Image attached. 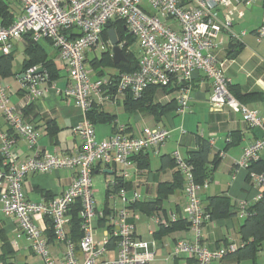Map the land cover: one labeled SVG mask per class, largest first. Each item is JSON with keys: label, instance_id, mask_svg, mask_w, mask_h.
<instances>
[{"label": "built area", "instance_id": "obj_1", "mask_svg": "<svg viewBox=\"0 0 264 264\" xmlns=\"http://www.w3.org/2000/svg\"><path fill=\"white\" fill-rule=\"evenodd\" d=\"M22 13L8 27L0 21V51L8 54L14 41L30 34L37 42L50 40L58 50L59 58L66 63L70 84L65 95L72 98L85 116L76 128L82 145L76 152L51 153L39 147V133L33 123L24 119L23 109L14 105L11 90L0 80V113L10 126L9 132H0V200L6 216L18 221V237L26 236L34 252L46 264H57L44 235L50 220L54 235L66 246V264H152L154 252L150 243L135 236V227L129 221V207L139 202L141 195H127L125 182L140 170L137 157L145 150L161 147L171 135L170 129L146 126L137 135L126 133L122 124L115 125V132L106 139H99L95 125L88 115L95 103H114L119 98H141L150 87L179 88L180 114L190 111L191 82L196 72L204 75L212 85L209 104L213 112L232 110L240 112L246 123L264 132V117L254 108L241 103L231 92L230 79L226 75L227 60L217 53L216 38L228 33L241 41L245 31L236 32V18L244 15L239 5H252L257 0H16ZM114 20L125 23L139 47V68L134 72H118L93 79L87 66V53L106 45L103 31ZM80 30L81 34H75ZM259 42H264V22L257 31ZM124 47V43H121ZM39 69L26 72L27 104L44 96L38 86L44 73L33 75ZM23 138L33 153L25 155L15 148L16 139ZM264 151V135L251 142L239 161L248 168ZM224 157V153L221 154ZM177 169L185 179L186 204L183 212L194 232L192 240L180 239L172 248V255L183 257L191 264H214L238 249L234 241H227L219 248L211 249L202 241L205 223L211 215L204 209L201 186L195 180L193 166L179 151L174 153ZM97 165L111 168L120 166L116 178L109 181V193L119 200L120 206L109 214L111 232L103 240H97L93 221L98 215L94 194L93 175ZM55 169H77L70 186L50 200L33 202L25 197L23 181L29 174L47 173ZM250 178L264 190V173L251 172ZM208 180L205 181L207 184ZM122 184V186H120ZM120 186V187H119ZM262 193L256 198L260 199ZM81 202L83 236L80 242L69 237V212L72 205ZM251 201H239L238 215L249 214ZM117 208V209H116ZM175 213L159 216L156 220L168 226L177 221ZM113 238L116 256L104 259L107 246ZM80 254V255H79Z\"/></svg>", "mask_w": 264, "mask_h": 264}, {"label": "crops", "instance_id": "obj_2", "mask_svg": "<svg viewBox=\"0 0 264 264\" xmlns=\"http://www.w3.org/2000/svg\"><path fill=\"white\" fill-rule=\"evenodd\" d=\"M238 9L243 11L244 15L241 18L237 17L234 30L245 31L246 34L241 41L234 40L228 33L219 34L216 38L217 53L220 59L227 60L226 75L231 85L235 87V93L241 95L246 105L256 109L264 117V99L258 95L264 93V42H259L257 35L258 29L264 22V0H257L252 5L240 4ZM40 43L59 70L58 78L52 83H49L47 78L38 81V86L45 91L44 96L27 104L28 82L26 77L22 76L25 73L23 70L26 58L25 38L13 42L10 51L14 56L13 74L6 76L7 78L0 76V80L10 88L12 103L23 109L24 119L35 126L39 133L38 144L42 150L51 153L76 152L82 145V139L76 128L83 122L85 116L74 100L65 95L64 91L70 84V75L66 63L59 58L58 50L47 40ZM99 49L103 53V47L87 53V65L90 55L93 56L91 63L94 59H100L97 55ZM3 55L5 54L0 51V56ZM114 69L109 73L110 75L118 72L117 68ZM90 71L93 79L104 76V73H99L95 67ZM47 75L44 73V76L47 77ZM8 77H10L9 80H13L10 81L13 83L9 82ZM211 93V82L204 75L196 72L191 82L190 111L180 114L177 107L178 91L167 93L163 88H159L154 103L162 105L174 103L172 110L164 114L159 121L147 107L129 110L128 96L119 98L114 103L94 104L95 113L104 112L109 117L113 116L116 121V123L109 121L94 123L99 139L112 136L116 124L124 125L126 133L131 136L137 135L146 126H161L171 131L170 137L161 147L145 150L137 157L136 161L139 165L141 161H148V166L142 168L140 166V170L124 183L129 197L135 192L141 195L140 201L129 207V221L135 227V236L150 243V249L154 252L152 264H191L183 257L172 255L171 250L180 239L192 240L194 237L192 229L180 227L161 234L160 229L164 225L156 220L159 216H167L169 212H173L178 217L177 221H186L183 212L186 204L185 179L182 184L176 165L172 162L176 151H179L186 159L190 151L199 148L200 140L207 139L212 146L210 159L218 161L215 166L209 164L212 171L207 184L204 182L201 186V202L204 209L208 211L206 208L210 204V197L227 196L231 200L232 213L223 218H213L205 223L202 241L211 249L219 248L227 241H234L240 245V229L245 218L237 214V205L239 201L245 199L254 203L263 191L250 178L249 170L239 165L245 148L254 140L262 138L263 130L251 127L245 122L240 112L230 109L222 112L211 111L209 104ZM95 113L94 116L97 115ZM53 123L55 124L54 136L50 133L52 129L50 125ZM0 132L11 134L10 126L1 113ZM15 139L16 149L21 150L25 155H32L33 152L28 149L23 138L16 136ZM222 153L224 157L221 156ZM259 156L264 162V151ZM165 159H170L171 162L168 161L164 166ZM118 169H120L118 165L111 168L97 165L94 170L93 178L100 173L103 174L102 181L105 185V198L101 206L95 198L98 211L103 213L93 221L97 240H103L111 232L108 216L113 208L120 206L119 200L110 195L108 186L109 181L116 178ZM77 171V169H55L47 173L29 174L23 181L25 197L33 202L50 200L70 186ZM172 185L176 187L168 190L167 187ZM165 194L167 196L164 198L161 209L155 212L144 210L142 206L144 202L155 201L161 196L164 197ZM46 221L48 228L44 235L48 248L57 264H66V246L53 234L50 220L46 219ZM68 234L70 237L71 224L68 226ZM115 242L113 238L110 239L104 259H112L116 256ZM41 257L34 252L26 236L18 237V221L15 217L6 216L3 213L0 200V264H39ZM41 261L43 264L46 263L45 260L41 259ZM214 264H237V262L233 257H226Z\"/></svg>", "mask_w": 264, "mask_h": 264}, {"label": "trees", "instance_id": "obj_3", "mask_svg": "<svg viewBox=\"0 0 264 264\" xmlns=\"http://www.w3.org/2000/svg\"><path fill=\"white\" fill-rule=\"evenodd\" d=\"M20 6V7H19ZM18 1L16 0H0V21L2 25L8 27L14 23L16 18L21 15L22 8ZM110 29H115L119 42H125L123 51L126 57V61H122L118 64H115L112 57V51L111 47L106 45L102 53V59H94L92 64L95 67V69L98 70V67L100 65V62L106 63L113 68H117L118 72H134L138 70L139 68V54H136L135 51L131 49V44L136 41L134 36H132L128 29L125 27V23L121 20H114L107 24L105 30L103 31V40L107 43L110 38L108 31ZM23 38L26 40V58L23 63V70L26 73L29 69L34 67L43 68L45 70L44 73H47V80L49 83H52L55 79L58 78L59 70L56 68V64L53 59L49 58V55L45 48L42 46L40 42L34 41L30 34L25 35ZM51 42L50 40H47ZM13 62H14V56L10 52L8 54H5L3 56H0V76L6 77L13 74ZM99 71V70H98ZM117 72V73H118ZM99 73H103V71H99ZM160 87H150L145 94L139 98L134 99L131 96L127 97V105H129V110H136L141 109L144 107L149 108L152 113L155 115L157 121L161 119V117L166 114L168 111H171L173 108L174 103H168L166 105H162L160 103H154V98L156 97L157 90ZM229 88L231 92L234 94V96L243 104H245V101L243 100V97L237 93H235V87L229 84ZM165 92L171 93L172 91H176L179 88H165L163 87ZM260 98L264 99V93L258 94ZM94 107V106H93ZM177 107H179V104H177ZM91 109L89 112V118L94 123L97 122H113L116 123L114 120V117H109L104 112H98ZM94 113L97 114L94 116ZM55 124H51L50 128L51 135H55L54 130ZM212 152V146L210 144V141L207 139L200 140L199 148L193 151H190L188 158H186L187 162L193 166V171L195 175V180L198 184L202 185L204 182L208 179H210V170L209 164H213L214 166L217 164V159L214 161H211L210 155ZM171 162V160H164V166L166 163ZM3 158L0 154V166H2ZM172 162L175 164V159L173 157ZM176 165V164H175ZM142 167L148 166V161H141V164L139 165ZM177 168V167H176ZM249 170V173L251 172H257V173H264V162L260 160V158L257 161H253L249 167L247 168ZM177 172L179 174V179L182 180V184L184 182V176L182 173L177 169ZM122 186V184L120 185ZM119 186V187H120ZM176 187L175 185L168 186V190L173 189ZM185 187V182H184ZM167 196L165 194L164 197H159L155 201L151 202H144L142 205L144 210L148 212H155L162 207V203L164 201V198ZM210 204L206 208L211 215V219L213 218H223L232 213V204L231 200L227 196H214L210 197ZM138 203V202H137ZM81 211V202L77 201L72 205V208L69 212V215L71 217V234L70 237L75 241V243L80 242L83 232L81 229L82 226V218L80 216ZM237 214H238V208H237ZM180 227H190V223L186 220H179L172 222L168 226L162 227L160 229V233L164 234L167 232H171L173 230H176ZM53 229V228H52ZM54 234V231H53ZM241 234V243L237 250L234 252L229 253L226 257H233L237 264H241L243 259H252L253 264H256V257L257 253L260 252V249L264 245V190L262 191V196L260 199L255 201L254 203H251V206L249 207V214L247 217H245V221L240 229ZM7 244V243H6ZM225 257V258H226Z\"/></svg>", "mask_w": 264, "mask_h": 264}, {"label": "rangeland", "instance_id": "obj_4", "mask_svg": "<svg viewBox=\"0 0 264 264\" xmlns=\"http://www.w3.org/2000/svg\"><path fill=\"white\" fill-rule=\"evenodd\" d=\"M143 3L142 4L144 7H146V3L147 1L146 0H143ZM237 19V18H236ZM131 49L133 51L136 52V54H139V50H140V47L137 43V41L133 42L131 44ZM100 51L97 52V55L100 57V59H102V50L99 49ZM104 50V49H103ZM112 51V50H111ZM93 56H89V62H88V69L91 70V68H94L93 67V64L91 63V60H92ZM98 70L99 71H103L104 73V76H108L110 72H113L115 69L112 68V66L106 64V63H102L100 62V65L98 67ZM7 78V77H6ZM10 77H8V80H9ZM6 80V79H5ZM10 81H13L12 79L9 80ZM10 83H13V82H10ZM15 88V87H14ZM15 90V89H14ZM104 178L103 174H98L95 176V178H93V183H94V194H95V198L96 200L98 201V204L101 206V204L103 203L104 201V198H105V185H104V182L102 181V179ZM96 191V193H95ZM41 257V256H40ZM42 260H44L42 257L39 258V264H43L42 263ZM256 264H264V245L262 246V248L260 249V252L257 253V257H256ZM46 264V263H45ZM241 264H253V260L252 259H243L242 260V263Z\"/></svg>", "mask_w": 264, "mask_h": 264}, {"label": "water", "instance_id": "obj_5", "mask_svg": "<svg viewBox=\"0 0 264 264\" xmlns=\"http://www.w3.org/2000/svg\"><path fill=\"white\" fill-rule=\"evenodd\" d=\"M74 32L77 35L81 34L80 30H75ZM108 34H109V38H110L111 45H112V52H113L112 53V57H113L114 63L118 64V63H120L122 61H126V57H125V54H124V51H123V46L119 42L116 30L115 29H110L108 31ZM44 72H45V70L43 68H39L36 71H34L32 74L33 75H38V74H42ZM22 76L25 77L26 73H24ZM110 172L112 173V171H110Z\"/></svg>", "mask_w": 264, "mask_h": 264}]
</instances>
